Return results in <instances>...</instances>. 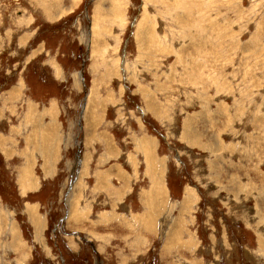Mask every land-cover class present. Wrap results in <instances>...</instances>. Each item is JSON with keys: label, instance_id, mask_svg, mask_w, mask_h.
<instances>
[{"label": "rangeland", "instance_id": "obj_1", "mask_svg": "<svg viewBox=\"0 0 264 264\" xmlns=\"http://www.w3.org/2000/svg\"><path fill=\"white\" fill-rule=\"evenodd\" d=\"M0 264H264V0H0Z\"/></svg>", "mask_w": 264, "mask_h": 264}, {"label": "crops", "instance_id": "obj_2", "mask_svg": "<svg viewBox=\"0 0 264 264\" xmlns=\"http://www.w3.org/2000/svg\"><path fill=\"white\" fill-rule=\"evenodd\" d=\"M36 110L39 112V111H42V108L39 109V106H38V108H35L34 112H35V114L38 115V112H36ZM44 117H46V115L43 116V118ZM43 118L38 119V122L40 123L41 120H43ZM35 120L37 121V118H35ZM42 122H44V121H42ZM40 126L42 128L44 126V124L41 125V123H40ZM101 143L103 144L104 142L102 141ZM108 143L111 145L109 140H108ZM99 145L100 144H98V146ZM104 145H106V144H104ZM112 146H113V144H112ZM95 158H97L98 161L94 162V157H93V162H90L91 168H90V176H89V179H91L90 183H93L92 186L95 187V192L91 191L90 193L85 194V196L87 198L86 202L88 203V205H89V203L90 204L94 203V204H92V208H94L95 203H97V201H98L94 197L96 196L98 198V197H100L99 195L105 196L106 204L108 207L107 209L111 210V211L113 210L117 214V209H121V207L117 206V205H113V204L116 202L121 203L123 200H126V197H128V195L130 196L131 192H133L137 186H143V182H146V180H144V181L142 180L143 178L140 175V171H142L141 164L137 165L135 168H132L131 169L132 173H130V172H128V170H124L123 168L122 169L118 168V166H116L114 163H113V166H111L112 163L110 162V160H115L114 158H109L108 160H106V162H102L101 159L99 158L98 154ZM104 164H106V166H104ZM134 171L137 172L138 178L139 179L142 178V179L138 180V178H134V177H136L135 175L134 176L132 175L134 173ZM117 173H119V176H117ZM125 175H128L129 177L126 178L127 176H125ZM129 182H131V183H129ZM128 183L130 185H128ZM112 185H113V190H111ZM126 185H127V187H126ZM140 191L142 192V190H140ZM112 193H114V195ZM111 196H112V198H111ZM143 196H144V198L140 197V200L146 199L145 195H143ZM113 206H114V208L116 206L117 207L115 209H112ZM89 207L91 208V205H89ZM92 208H91V213L93 214ZM146 217L147 216H145L144 219H146ZM91 224H93V227H95L101 223H99L98 221L97 222L93 221V222H91ZM107 224H109V222H107ZM102 225L105 226L106 224H102ZM147 231L148 230H146V232ZM90 232L94 233L96 231H94V229L91 228ZM129 232L131 235L133 234V232L131 233V231L128 230V233ZM131 235H130V237H131ZM97 236H98V233H97ZM109 237H111V236L109 235ZM130 243H132V241Z\"/></svg>", "mask_w": 264, "mask_h": 264}, {"label": "bare ground", "instance_id": "obj_3", "mask_svg": "<svg viewBox=\"0 0 264 264\" xmlns=\"http://www.w3.org/2000/svg\"><path fill=\"white\" fill-rule=\"evenodd\" d=\"M151 155V154H150ZM72 240V239H71Z\"/></svg>", "mask_w": 264, "mask_h": 264}]
</instances>
